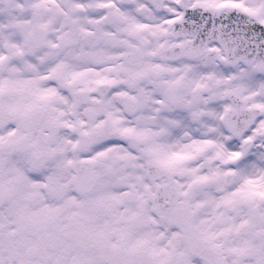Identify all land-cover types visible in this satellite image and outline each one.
<instances>
[{
	"label": "snow or ice",
	"instance_id": "obj_1",
	"mask_svg": "<svg viewBox=\"0 0 264 264\" xmlns=\"http://www.w3.org/2000/svg\"><path fill=\"white\" fill-rule=\"evenodd\" d=\"M0 264H264V0H0Z\"/></svg>",
	"mask_w": 264,
	"mask_h": 264
}]
</instances>
